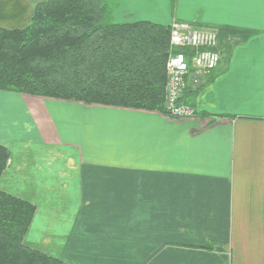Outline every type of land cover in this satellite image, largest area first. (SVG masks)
Segmentation results:
<instances>
[{"label":"crops","instance_id":"crops-1","mask_svg":"<svg viewBox=\"0 0 264 264\" xmlns=\"http://www.w3.org/2000/svg\"><path fill=\"white\" fill-rule=\"evenodd\" d=\"M42 0H0V27ZM116 23L222 29L196 115L0 89V190L23 242L69 264H264V0H109ZM194 89V90H193Z\"/></svg>","mask_w":264,"mask_h":264},{"label":"trees","instance_id":"trees-1","mask_svg":"<svg viewBox=\"0 0 264 264\" xmlns=\"http://www.w3.org/2000/svg\"><path fill=\"white\" fill-rule=\"evenodd\" d=\"M111 12L109 0H42L25 27H0V89L166 113L170 26L116 23ZM9 158L0 144V177ZM34 213L0 190V264H69L24 244Z\"/></svg>","mask_w":264,"mask_h":264},{"label":"built area","instance_id":"built-area-1","mask_svg":"<svg viewBox=\"0 0 264 264\" xmlns=\"http://www.w3.org/2000/svg\"><path fill=\"white\" fill-rule=\"evenodd\" d=\"M173 50L166 61L165 114L190 118L196 109L179 99L187 86L197 88L220 62L217 30L174 21L170 25Z\"/></svg>","mask_w":264,"mask_h":264}]
</instances>
